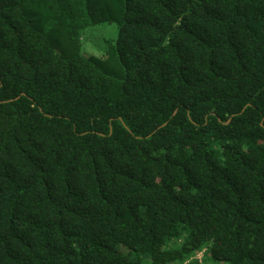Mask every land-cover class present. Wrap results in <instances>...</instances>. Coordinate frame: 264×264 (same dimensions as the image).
<instances>
[{"label": "trees", "instance_id": "obj_1", "mask_svg": "<svg viewBox=\"0 0 264 264\" xmlns=\"http://www.w3.org/2000/svg\"><path fill=\"white\" fill-rule=\"evenodd\" d=\"M0 264H264V0H0Z\"/></svg>", "mask_w": 264, "mask_h": 264}, {"label": "rangeland", "instance_id": "obj_2", "mask_svg": "<svg viewBox=\"0 0 264 264\" xmlns=\"http://www.w3.org/2000/svg\"><path fill=\"white\" fill-rule=\"evenodd\" d=\"M118 35L115 23H100L90 27L82 37L83 50L86 54H98ZM201 258L202 253L197 254Z\"/></svg>", "mask_w": 264, "mask_h": 264}]
</instances>
